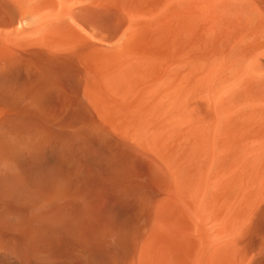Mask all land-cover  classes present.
Returning <instances> with one entry per match:
<instances>
[{
	"label": "bare ground",
	"instance_id": "bare-ground-1",
	"mask_svg": "<svg viewBox=\"0 0 264 264\" xmlns=\"http://www.w3.org/2000/svg\"><path fill=\"white\" fill-rule=\"evenodd\" d=\"M263 207L264 0H0V264H248Z\"/></svg>",
	"mask_w": 264,
	"mask_h": 264
},
{
	"label": "rangeland",
	"instance_id": "rangeland-1",
	"mask_svg": "<svg viewBox=\"0 0 264 264\" xmlns=\"http://www.w3.org/2000/svg\"><path fill=\"white\" fill-rule=\"evenodd\" d=\"M258 215L255 220L248 221V233L239 244L248 256V264H264V207L258 210Z\"/></svg>",
	"mask_w": 264,
	"mask_h": 264
}]
</instances>
